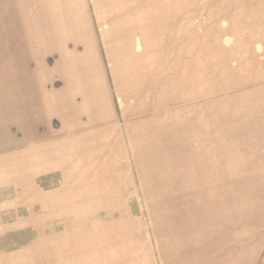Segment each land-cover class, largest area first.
Instances as JSON below:
<instances>
[{
    "label": "rangeland",
    "instance_id": "rangeland-1",
    "mask_svg": "<svg viewBox=\"0 0 264 264\" xmlns=\"http://www.w3.org/2000/svg\"><path fill=\"white\" fill-rule=\"evenodd\" d=\"M262 142L264 0H0V264H264Z\"/></svg>",
    "mask_w": 264,
    "mask_h": 264
},
{
    "label": "crops",
    "instance_id": "crops-1",
    "mask_svg": "<svg viewBox=\"0 0 264 264\" xmlns=\"http://www.w3.org/2000/svg\"><path fill=\"white\" fill-rule=\"evenodd\" d=\"M80 68V67H79ZM78 68V69H79ZM92 70H94V69H92ZM90 73H92V71H90ZM93 92H95V91H93ZM82 95L83 94H81V92L79 91V93L77 92L76 93V95L75 96H77V97H82ZM84 96V95H83ZM94 119V118H93ZM93 119H91L90 121H88V123H85L84 121H80L79 122V124H81V130L82 131H87V133H89V135H87L86 134V137L88 136H94L95 135V133H93V131H98V129L97 128H95V126H99L98 124H100V123H98L97 122V120H93ZM97 122V123H96ZM96 129V130H95ZM84 135H85V133H84ZM260 140H262V139H260ZM260 144V143H259ZM261 145V144H260ZM262 145H264V142H262ZM264 147V146H263ZM264 168V167H263Z\"/></svg>",
    "mask_w": 264,
    "mask_h": 264
}]
</instances>
